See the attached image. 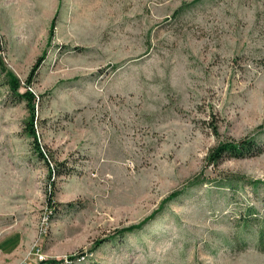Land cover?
<instances>
[{
  "label": "rangeland",
  "instance_id": "rangeland-1",
  "mask_svg": "<svg viewBox=\"0 0 264 264\" xmlns=\"http://www.w3.org/2000/svg\"><path fill=\"white\" fill-rule=\"evenodd\" d=\"M0 38L67 171L0 72V264H264V133L209 160L264 124V0H0Z\"/></svg>",
  "mask_w": 264,
  "mask_h": 264
},
{
  "label": "trees",
  "instance_id": "trees-1",
  "mask_svg": "<svg viewBox=\"0 0 264 264\" xmlns=\"http://www.w3.org/2000/svg\"><path fill=\"white\" fill-rule=\"evenodd\" d=\"M41 60H42V57H40L38 61L34 64V66L32 67V70L26 80V84H28V86H31L33 82L35 81L37 74H38V70L40 66L42 65ZM0 70H1L0 71L1 73H5L6 78H7V83L9 85V88L12 94L18 98H24L27 100L28 107H29L30 114H31L30 120L28 121V132L30 136L33 137L34 139L35 146H36V149L40 157L44 159L45 162L47 163L50 169V176L53 174V172H57L59 175L67 172L65 168L61 167L60 164L62 163H59L57 161H55L56 162L55 166L54 165L51 166L52 162L49 160V156L43 150V146H41V143L39 141L38 132L36 128V109H35L37 95L31 90H27L26 92H21L20 91L21 80L13 72L9 71L6 67L2 65L0 66ZM214 131L218 133V128L216 126L214 127ZM263 133H264V124L260 126L259 130L254 135H247L246 137L240 138V139L228 138L226 140H223L210 153L209 155L210 163H213L214 165H216L221 160H223L226 156L247 157V156L260 153L263 147H262V144L259 138ZM198 182L199 180L194 181L193 184H196ZM178 195H179V191H176L173 194H171L169 198L173 199L177 197ZM47 197H48V206L50 207V209H56L58 206V202L55 199V188L48 192ZM154 216H155V213H153L150 217L142 221L140 224L132 225V226L125 227L122 229H117L112 234L110 239H114L117 237L124 238L129 233H134L136 231L141 230L142 228H144V226L147 224L149 220L154 219ZM106 240H109V238L99 240L96 243V246L98 247L101 246ZM258 245L260 246L261 249L264 250V247H262L264 246L263 234L260 235ZM81 254H84V253L79 252V253L68 255L66 260H68L69 263H74L76 260L81 258ZM64 260L65 259H61V260L45 259V260L39 261L38 264H62Z\"/></svg>",
  "mask_w": 264,
  "mask_h": 264
},
{
  "label": "water",
  "instance_id": "water-1",
  "mask_svg": "<svg viewBox=\"0 0 264 264\" xmlns=\"http://www.w3.org/2000/svg\"><path fill=\"white\" fill-rule=\"evenodd\" d=\"M1 48H2V43H1V38H0V51H1Z\"/></svg>",
  "mask_w": 264,
  "mask_h": 264
}]
</instances>
